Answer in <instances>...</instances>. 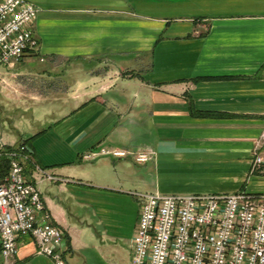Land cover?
Masks as SVG:
<instances>
[{
  "label": "crops",
  "instance_id": "obj_1",
  "mask_svg": "<svg viewBox=\"0 0 264 264\" xmlns=\"http://www.w3.org/2000/svg\"><path fill=\"white\" fill-rule=\"evenodd\" d=\"M28 1L39 50L0 74L31 81L28 128L0 139H29L66 264H132L136 192L264 193V0ZM103 148L153 153L85 156ZM18 247L14 264H55L30 234Z\"/></svg>",
  "mask_w": 264,
  "mask_h": 264
},
{
  "label": "built area",
  "instance_id": "obj_2",
  "mask_svg": "<svg viewBox=\"0 0 264 264\" xmlns=\"http://www.w3.org/2000/svg\"><path fill=\"white\" fill-rule=\"evenodd\" d=\"M38 13L28 0H0V67L14 66L39 50L33 33ZM4 146L0 139V153ZM152 153L103 148L85 156L132 154L135 161L145 163ZM31 154L22 143L10 152L9 172L0 182L1 256L4 264H14L19 236L30 234L41 253L55 264H66L63 231L51 222V213L25 169ZM263 162L264 157L257 154L253 168ZM37 169L44 174L41 167ZM135 195L139 220L132 240V264H264V193Z\"/></svg>",
  "mask_w": 264,
  "mask_h": 264
},
{
  "label": "rangeland",
  "instance_id": "obj_3",
  "mask_svg": "<svg viewBox=\"0 0 264 264\" xmlns=\"http://www.w3.org/2000/svg\"><path fill=\"white\" fill-rule=\"evenodd\" d=\"M25 58V57H24ZM23 58V59H24ZM20 60L19 62L23 61ZM32 61L34 63H38L37 60L32 59ZM42 61L43 62V58H40L39 62ZM18 62V63H19ZM42 62H40L42 64ZM16 63V64H18ZM15 64V65H16ZM14 66H10V68L8 66H1L0 67V74H2L5 69H12V67ZM39 65L36 66V68L34 69H39L38 67ZM9 71V70H8ZM39 81V80H37ZM19 82H23L21 84H23L22 88L23 90H19L18 89V84ZM12 84H15V87L12 86ZM37 84H39L37 82ZM5 86L3 89L7 88L6 91L3 90L2 88L0 89V128L3 125L7 130L9 129L11 132H13L15 129L12 125V123L15 124L20 128V130H27L28 128V120H22V121H17L18 118V113L19 110H17L16 108L18 106L15 105L16 103V95H18L20 92H22L24 95H26L25 98H23V101H27V95L29 94L28 89L32 88L34 89L33 86H31V81H29L28 76H24V77H19L17 75L15 76H11V74H8V76H5V82H2V84L0 83V87ZM38 88V87H36ZM19 108V107H18ZM31 125V126H30ZM29 126L37 131L38 129H40V124L38 123H32ZM14 134H18L17 132H13ZM0 264H4L3 260H0Z\"/></svg>",
  "mask_w": 264,
  "mask_h": 264
},
{
  "label": "trees",
  "instance_id": "obj_4",
  "mask_svg": "<svg viewBox=\"0 0 264 264\" xmlns=\"http://www.w3.org/2000/svg\"><path fill=\"white\" fill-rule=\"evenodd\" d=\"M29 140V139H28ZM28 140L21 142L22 144H25L27 146H29L26 142H28ZM20 144V143H19ZM18 144V145H19ZM18 145H5L2 152L0 153V182L7 176L8 172H9V168H10V157L9 154L10 152H12ZM31 149V148H30ZM9 153V154H8ZM31 158L27 160L26 165L28 164H32L33 160H32V155L34 153V151L31 149ZM27 171V170H26Z\"/></svg>",
  "mask_w": 264,
  "mask_h": 264
}]
</instances>
